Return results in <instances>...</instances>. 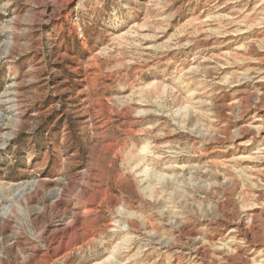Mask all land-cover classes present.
Listing matches in <instances>:
<instances>
[{
	"label": "rangeland",
	"instance_id": "obj_1",
	"mask_svg": "<svg viewBox=\"0 0 264 264\" xmlns=\"http://www.w3.org/2000/svg\"><path fill=\"white\" fill-rule=\"evenodd\" d=\"M0 264H264V0H0Z\"/></svg>",
	"mask_w": 264,
	"mask_h": 264
}]
</instances>
